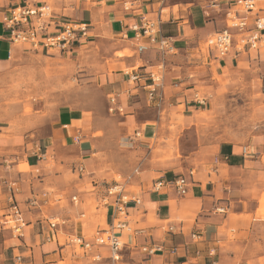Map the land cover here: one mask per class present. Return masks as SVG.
Here are the masks:
<instances>
[{"label": "crops", "instance_id": "crops-1", "mask_svg": "<svg viewBox=\"0 0 264 264\" xmlns=\"http://www.w3.org/2000/svg\"><path fill=\"white\" fill-rule=\"evenodd\" d=\"M234 1L54 4L59 11L52 31L69 20L87 25L89 31L88 39L63 55L77 53L84 45L108 52L101 74L106 111L108 98L115 96L123 114L107 111L105 116L61 106L51 113L37 109L16 126L0 124V264H111L105 248L83 253L70 241L110 228L112 199L109 205L102 200L114 186H122L123 195L138 201L127 204V223L132 231L143 232L120 234L124 248L119 264H264V220L257 217L264 215L259 212L264 206V133L248 142H224L213 150L197 147L179 156L170 147L173 139L197 126L208 97L222 89L216 78L223 81L238 73L240 64L252 63L253 53L262 51L233 49L218 58L205 48L209 37L224 30L225 14ZM26 2L4 0L0 8V76L33 52L10 43L2 24L6 12ZM261 8L247 15L250 24L264 18ZM143 20L159 21L160 37L173 46L172 54H161L157 44L134 38L131 28ZM138 45L146 50L138 53ZM161 64L164 102L156 107L147 102V82L130 84L125 73H144ZM166 154L169 160L163 158ZM24 165L27 169L19 170ZM178 177L187 181L183 196L166 185ZM5 181L19 188L15 199L25 222L21 238L2 226ZM158 182L164 186L155 191ZM53 220L59 222L55 229L49 227ZM154 245L164 251L153 256L141 252V247Z\"/></svg>", "mask_w": 264, "mask_h": 264}, {"label": "rangeland", "instance_id": "rangeland-1", "mask_svg": "<svg viewBox=\"0 0 264 264\" xmlns=\"http://www.w3.org/2000/svg\"><path fill=\"white\" fill-rule=\"evenodd\" d=\"M40 1L49 4L54 12L59 11L54 4L69 5L71 2L29 0ZM3 2L0 0V8ZM108 57L104 48L94 45H84L83 49L70 55L40 52L23 55L11 73L0 76V124L16 126L34 115L37 109L51 113L61 106L106 116L101 74ZM225 78L223 81L216 78L222 89L208 97L209 103L197 126L170 142L176 156L197 147L213 150L224 142H248L255 135L264 133V49L260 54L253 53L252 63L243 62L238 73H230ZM86 116L90 117L89 114ZM107 130L110 131L109 126ZM169 157L168 154L163 156L165 160ZM26 169L25 165L19 167V170ZM262 209L259 212H264V206ZM257 217L264 220V215L258 213Z\"/></svg>", "mask_w": 264, "mask_h": 264}, {"label": "built area", "instance_id": "built-area-1", "mask_svg": "<svg viewBox=\"0 0 264 264\" xmlns=\"http://www.w3.org/2000/svg\"><path fill=\"white\" fill-rule=\"evenodd\" d=\"M264 6V0H235L234 7L225 14L224 30L209 37L205 42L207 50L214 51L216 57L225 58L234 49L237 52H246L249 50L260 51L264 49V18H255L250 24L248 14L261 10ZM126 7L125 9H128ZM55 12L47 3L26 2L23 5L16 6L6 12L2 17V24L7 32V39L10 43L24 46L30 51L52 54H64L72 52L81 42L89 37L88 26L75 22H63L56 31H52V20ZM136 40H147L150 44H157L161 54L173 52V46L168 40L160 37L159 21L143 20L140 25L131 28ZM234 31V32H233ZM137 52L142 53L146 50L144 45L137 46ZM127 81L135 84L141 80L147 82L146 99L149 103H154L159 107L164 102V97L159 91L163 82L162 64L148 72H136L130 70L126 72ZM197 98V96H194ZM201 105L204 100L197 99ZM107 111L109 114H123V109L117 104L116 97L108 98ZM140 133H135L139 137ZM245 152V149H243ZM83 172L82 168H78ZM6 187L7 209L3 216L2 226L11 231L15 237H22V228L25 225L23 212L16 201V195L19 188L15 182H4ZM172 186L179 196L187 192V181L184 177L176 178L172 183L166 184ZM164 186L163 182L154 185V190L158 191ZM111 205L113 208L112 222L108 230L97 232L88 239L74 236L70 243L79 251L89 253L93 248H105L108 253V259L111 264H119L124 243L120 239V234H142V231H132L127 223L126 206L129 202L138 204L137 200L128 199L122 194V186H114L106 190L103 198V205ZM75 201V198H72ZM35 201L30 202L34 207ZM59 225L57 220L49 222V227L55 229ZM169 231H172L170 228ZM195 237V236H194ZM164 251L163 246H143L141 252L147 256H153ZM176 250L171 249L170 254H175ZM20 258H16L19 262Z\"/></svg>", "mask_w": 264, "mask_h": 264}]
</instances>
